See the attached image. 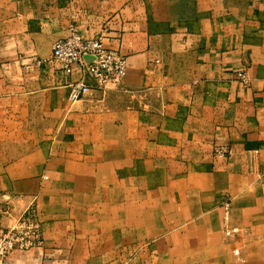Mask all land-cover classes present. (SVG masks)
Segmentation results:
<instances>
[{
	"label": "crops",
	"instance_id": "crops-1",
	"mask_svg": "<svg viewBox=\"0 0 264 264\" xmlns=\"http://www.w3.org/2000/svg\"><path fill=\"white\" fill-rule=\"evenodd\" d=\"M70 24L122 84L35 64ZM30 205L9 264H264V0H0V225Z\"/></svg>",
	"mask_w": 264,
	"mask_h": 264
},
{
	"label": "built area",
	"instance_id": "built-area-1",
	"mask_svg": "<svg viewBox=\"0 0 264 264\" xmlns=\"http://www.w3.org/2000/svg\"><path fill=\"white\" fill-rule=\"evenodd\" d=\"M57 61L65 73L78 70L79 76L70 81L67 100L71 103L83 98L90 89H104L108 85L123 83L127 71L125 55L114 47L104 44L101 35L83 36L70 24L65 36L57 38L52 44L48 59H36L35 64L44 61ZM236 78L243 85L248 83L244 69L236 71ZM219 157H227L231 149L220 146L213 149ZM229 203H223L225 214ZM43 243L41 221L37 211L30 205L10 225H0V264H9L10 254L15 250H29Z\"/></svg>",
	"mask_w": 264,
	"mask_h": 264
}]
</instances>
